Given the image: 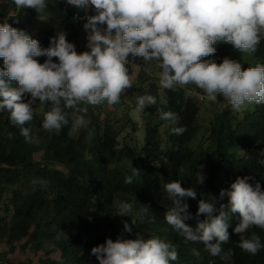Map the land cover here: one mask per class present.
I'll return each instance as SVG.
<instances>
[{
	"label": "trees",
	"instance_id": "1",
	"mask_svg": "<svg viewBox=\"0 0 264 264\" xmlns=\"http://www.w3.org/2000/svg\"><path fill=\"white\" fill-rule=\"evenodd\" d=\"M47 5L39 13L17 9L13 0H0V23L26 31L42 47H48L50 37L61 31L75 44L79 27L86 20H74L77 10L65 0H47ZM216 49L218 63L225 57L244 68L264 63V40L253 54L240 53L227 43L217 44ZM38 59L43 63L46 57ZM135 85L137 91L131 95L134 103L142 95L157 99L156 105L140 112L141 130L132 118L126 93L116 105H81L87 108L86 113H79L87 126L73 130L70 121L54 133L41 127L43 112L50 105L37 102L33 121L24 127L32 129L39 143H27L20 135V126L10 122L9 113L0 112V239L6 241L10 251L23 242V250L45 253L41 264H99L91 249L108 238L158 236L178 253L171 264H226L220 257L211 256L203 244L185 242L167 224L165 213L172 205L164 185L179 181L183 187L196 190L197 198L186 201L194 217L186 223L192 226L197 219L206 218H196L198 201L202 198L211 202L214 198V215H218L220 205L228 201L227 196L220 198V191L229 190L237 177H251L250 183L259 182L264 189V166L257 163L259 153L264 151V104L236 112L218 96L220 109L199 138L203 128L201 105L187 90L201 89L190 84L168 90L160 86L159 76L143 70ZM120 110L122 114L118 115ZM161 110L172 111L178 119L161 120ZM181 126L187 130L182 135L173 134L172 129ZM161 143L165 151L160 150ZM132 167L140 169V175L132 184H125ZM204 167L209 176L200 184L198 172ZM221 174L225 179L219 183L216 178ZM121 202L131 204V216L116 215ZM125 221L131 232L125 230ZM237 222L238 217L233 216L228 229L230 240L222 245L225 251L233 252L230 264H264V248L252 255L238 247L239 236L233 231ZM252 232L264 243V229L254 227ZM51 252H59L60 259H51Z\"/></svg>",
	"mask_w": 264,
	"mask_h": 264
},
{
	"label": "clouds",
	"instance_id": "2",
	"mask_svg": "<svg viewBox=\"0 0 264 264\" xmlns=\"http://www.w3.org/2000/svg\"><path fill=\"white\" fill-rule=\"evenodd\" d=\"M77 10L74 20L84 19L88 51L78 52L64 31L50 37L48 47L26 31L0 23V112L9 113L10 122L20 126V135L29 143H39L32 129L24 127L36 115L35 105H50L43 112L42 130L59 132L65 126L73 130L87 126L83 115L87 108L105 102L116 105L122 94L133 87L127 65L137 57L158 61L160 86L175 90L178 86L195 85L207 99L223 97L236 112L264 104V63L244 68L236 60L225 57L217 63L216 45L227 43L240 53L253 54L264 40V0H65ZM17 9H35L43 13L47 0H13ZM83 13V17L79 13ZM93 14H89V13ZM18 22V21H17ZM46 57L43 63L38 58ZM54 58H56L54 62ZM14 85V86H13ZM152 95L137 98L136 111L156 105ZM163 121H176L177 114L160 111ZM186 127H175L173 134L182 135ZM165 151V144H160ZM257 163L264 166V151ZM140 169L132 167L124 179L132 184ZM251 177H237L229 190L222 189L219 214L215 199L198 201L195 226L186 202L197 198L196 190L185 188L179 181L164 185L171 201L165 220L185 242L201 243L213 257L230 264L231 249L222 245L230 240L233 216L238 222L233 231L239 236L238 247L256 255L264 243L250 230L264 229V189L250 183ZM204 183L201 174L200 184ZM147 210V208L145 209ZM128 202L118 205L116 215L131 216ZM135 223V219H133ZM124 228L131 232L125 221ZM194 255L199 256V252ZM99 264H171L178 259L175 247L158 236L135 239L108 238L91 249Z\"/></svg>",
	"mask_w": 264,
	"mask_h": 264
},
{
	"label": "rangeland",
	"instance_id": "3",
	"mask_svg": "<svg viewBox=\"0 0 264 264\" xmlns=\"http://www.w3.org/2000/svg\"><path fill=\"white\" fill-rule=\"evenodd\" d=\"M87 33L83 29V25L79 27V33H78V39L76 43L74 44L76 47V50L78 52H83V45L86 42ZM210 59H218L217 55L210 57ZM130 62L127 67L129 70V74L132 78L133 87L129 90H126L124 93H126V100L129 103L130 107L132 108L131 115L136 123L137 128L140 130L142 129V117L141 113L136 111L135 107H137L136 103L133 102V98L131 97L132 94H135L137 91L136 85L137 84V76L140 73L141 70L145 71L148 74H155L159 76V67H158V61H144L141 58L137 57L135 59H132L130 57ZM218 61V60H217ZM219 62V61H218ZM217 62V63H218ZM188 95L194 98L200 105H201V115H200V121L202 123V130L199 134V138L203 137V132L206 127H208V123L214 118V115L219 111L220 105L216 101H210L207 99V96L203 92V90L197 91L193 89H188ZM122 114V110L118 112V115ZM39 157V155L37 156ZM201 174L206 177L208 174L207 167L202 168L200 172H198V175L201 177ZM225 179V175L221 174L219 177L216 178L217 182H221ZM3 213V211H0ZM22 243H18L16 245V249L14 251H10V247L6 243L5 240L0 239V264H41L40 259L45 258L46 255L43 251L41 252H34L30 249L23 250ZM51 259L53 260H59L60 254L59 252H51L50 254Z\"/></svg>",
	"mask_w": 264,
	"mask_h": 264
},
{
	"label": "built area",
	"instance_id": "4",
	"mask_svg": "<svg viewBox=\"0 0 264 264\" xmlns=\"http://www.w3.org/2000/svg\"><path fill=\"white\" fill-rule=\"evenodd\" d=\"M86 45H87V40H86V42H85L84 45H83V50H84V51H88V50H89V49H87Z\"/></svg>",
	"mask_w": 264,
	"mask_h": 264
}]
</instances>
